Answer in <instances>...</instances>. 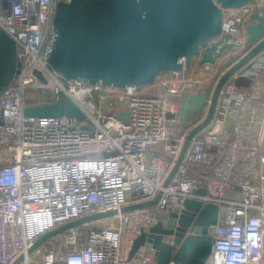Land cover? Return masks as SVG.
I'll use <instances>...</instances> for the list:
<instances>
[{"label":"built area","instance_id":"built-area-1","mask_svg":"<svg viewBox=\"0 0 264 264\" xmlns=\"http://www.w3.org/2000/svg\"><path fill=\"white\" fill-rule=\"evenodd\" d=\"M69 1L0 0V28L15 42L20 62L0 94V264L22 255L21 264H157L146 235L190 199L219 207L205 264H264V51L226 83L212 122L192 139L165 186L188 135L208 114L214 88L206 75L214 65L196 60L189 70L159 76L156 95L62 81L49 57L58 35L56 6ZM256 9L264 15L259 1L225 11L219 46L247 48ZM241 79L249 82L246 90ZM200 93L208 94L207 104L182 121V98ZM60 96L84 118L25 116L27 108L55 104ZM112 108L128 112L129 123ZM160 193L153 207L121 212ZM110 211L115 214L70 228L28 254L44 235Z\"/></svg>","mask_w":264,"mask_h":264},{"label":"water","instance_id":"water-1","mask_svg":"<svg viewBox=\"0 0 264 264\" xmlns=\"http://www.w3.org/2000/svg\"><path fill=\"white\" fill-rule=\"evenodd\" d=\"M257 0H70L58 2L54 16L57 39L49 57V67L62 81L82 79L90 85L125 89L143 88L159 76L189 70L194 61L201 66L215 65L225 52L241 48L239 44L219 46L224 12L240 9ZM247 27L249 50L219 78L211 94L205 120L188 135L179 160L165 182L167 186L178 171L192 139L212 122L221 92L226 83L264 51V15ZM184 59L185 62H181ZM20 71L15 42L0 28V94ZM48 94V93H46ZM208 94L182 98L180 119L190 110H202ZM26 117L78 118L84 114L64 96L50 105L27 108ZM118 117L125 124L128 112ZM171 117V116H169ZM2 125V121H0ZM205 189L199 191L205 194ZM161 197L124 207L121 212L155 206ZM180 214L171 213L165 222L152 227L145 237L153 249L157 264H205L211 254L213 238L209 227L217 223L219 207L186 200ZM106 212L70 222L41 237L28 251L33 254L52 238L84 223L111 217ZM198 228L199 234L191 229ZM20 256L13 264H21Z\"/></svg>","mask_w":264,"mask_h":264},{"label":"rangeland","instance_id":"rangeland-1","mask_svg":"<svg viewBox=\"0 0 264 264\" xmlns=\"http://www.w3.org/2000/svg\"><path fill=\"white\" fill-rule=\"evenodd\" d=\"M247 49L249 48H245V49H240L238 51H234V52H229L223 55L222 58H219L217 60V63L214 65L212 72H209L206 77L211 76V83H212V89L215 88L214 85L216 86V81L219 80L221 74H223L226 69H227V65H230V61H238L247 51ZM246 51V52H245ZM234 62V63H235ZM198 65V61L195 62V65ZM232 66V65H231ZM229 66V67H231ZM214 90V89H213ZM111 112H115V113H119L120 111H122L121 109H111Z\"/></svg>","mask_w":264,"mask_h":264},{"label":"crops","instance_id":"crops-1","mask_svg":"<svg viewBox=\"0 0 264 264\" xmlns=\"http://www.w3.org/2000/svg\"><path fill=\"white\" fill-rule=\"evenodd\" d=\"M257 1L262 2V3L264 4V0H257ZM247 48H250V46H248ZM248 50H249V49H247L246 51H248ZM246 51H245V52H246ZM217 60H218V59H217ZM233 64H234V63H233ZM233 64H232V65H233ZM228 68H229V67H228ZM228 68H227V69H228ZM227 69H226V70H227ZM163 75H167V73H166V74H162L161 76H163ZM156 83H157V80H155L153 83H151V84H149V85L143 87L142 90H143L144 93H146V94H149V95H156V94H157V88L155 87ZM239 84H240L241 88H243L244 90H246V89L248 88V86H249V82H248L247 80H243V79L240 80Z\"/></svg>","mask_w":264,"mask_h":264},{"label":"trees","instance_id":"trees-1","mask_svg":"<svg viewBox=\"0 0 264 264\" xmlns=\"http://www.w3.org/2000/svg\"><path fill=\"white\" fill-rule=\"evenodd\" d=\"M234 62H235V61H233V62L230 61V63H229L230 65H227V68H228L229 66H231Z\"/></svg>","mask_w":264,"mask_h":264},{"label":"bare ground","instance_id":"bare-ground-1","mask_svg":"<svg viewBox=\"0 0 264 264\" xmlns=\"http://www.w3.org/2000/svg\"><path fill=\"white\" fill-rule=\"evenodd\" d=\"M257 2V1H256ZM113 226H114V224H113Z\"/></svg>","mask_w":264,"mask_h":264}]
</instances>
